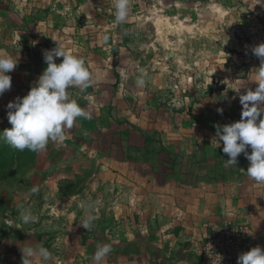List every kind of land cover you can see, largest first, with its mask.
<instances>
[{
	"label": "rangeland",
	"instance_id": "rangeland-1",
	"mask_svg": "<svg viewBox=\"0 0 264 264\" xmlns=\"http://www.w3.org/2000/svg\"><path fill=\"white\" fill-rule=\"evenodd\" d=\"M64 1L60 12H39L34 10L37 6L20 9L16 0H0V55L17 59L15 69L28 67L40 76L47 67L44 51L62 42L92 73L86 92L69 89L70 98L82 108L93 84L99 83L113 88L102 91L105 99L119 97L131 109L165 105L183 115L187 108L192 110L193 100L235 93L237 83H249L260 66L251 49L264 43V0H129V15L122 23L114 20L113 0H86L85 5V0ZM49 15L52 19L45 25ZM61 61L55 59L57 64ZM142 74L141 87L136 81ZM8 75L11 88L0 96V132L12 127L7 104L31 89L14 81L11 72ZM99 111L100 121L78 119L65 130L62 145L49 142L40 153L20 152L0 142V237L11 227L25 225L21 211L37 217L28 225H38L48 219L52 206H60L57 197L82 189L84 176H90L82 165L94 157H86L80 148L106 146V138H97L103 129L113 130V144H125L118 134L133 124L119 116L122 108L103 105ZM109 114L112 120H107ZM149 139L152 149L160 145L157 133ZM52 176L55 181L62 177L55 196L45 185ZM33 186L38 193L31 192Z\"/></svg>",
	"mask_w": 264,
	"mask_h": 264
},
{
	"label": "crops",
	"instance_id": "crops-1",
	"mask_svg": "<svg viewBox=\"0 0 264 264\" xmlns=\"http://www.w3.org/2000/svg\"><path fill=\"white\" fill-rule=\"evenodd\" d=\"M54 1L15 3L20 9L29 5L39 12L47 8L60 12L63 0ZM48 18L45 25L52 16ZM28 69L11 71L23 87L35 86L39 78ZM255 74L249 83H237L235 89L242 87L239 93L193 100L192 110L187 108L183 115L165 105L131 109L119 97H103L102 91L113 89L111 85L93 84L88 96L94 100L86 97L85 110L97 122L103 105L122 108L119 116L133 124L118 134L125 144H113L109 140L113 130L105 133L106 128L97 136L107 139L106 146L84 144L83 155L94 158L82 165L90 175L84 176L82 189L57 197L60 206H52L47 220L11 227L0 237V264H23L22 247L36 244L52 252L47 264H95L92 254L104 243L112 251L103 264H199L210 228L221 220L246 226L251 249L264 250V184L247 176L250 162L243 153L236 166L225 167L229 157L222 151L223 143L217 145L214 127L230 124L227 117L241 116L239 95L255 91ZM154 133L160 139L156 149L146 140ZM247 150L251 153L250 147ZM58 178L62 177L45 180L54 196ZM86 215L98 217L88 231L80 225Z\"/></svg>",
	"mask_w": 264,
	"mask_h": 264
},
{
	"label": "clouds",
	"instance_id": "clouds-1",
	"mask_svg": "<svg viewBox=\"0 0 264 264\" xmlns=\"http://www.w3.org/2000/svg\"><path fill=\"white\" fill-rule=\"evenodd\" d=\"M129 6V0H113L116 23L126 21ZM103 39L107 42L109 37L105 35ZM55 42V48L43 53L47 67L35 86L23 98L17 97L7 104V119L12 127L0 132V142L7 143L17 151L40 153L46 150L49 142L62 145L67 138L66 129H71L78 119H91V113L82 108L77 100L70 98L69 89L78 88L81 93L86 92L93 83L92 73L83 58L68 52L62 42ZM251 51L260 61L254 81L257 87L255 91L248 90L246 94L239 95L242 105L240 120L215 125V139L218 146L220 142L223 143L222 151L229 157L225 160V167L236 166L237 157L243 153L250 162L247 176L257 184H264V43L252 47ZM56 58H62V61L57 64ZM17 63V59L0 55V96L10 90L11 76L8 73L15 69ZM136 83L141 87L145 84L143 74ZM241 88L234 91L239 93ZM87 99L93 101L94 97L88 96ZM217 112L223 114V109L218 108ZM249 147L251 153L247 150ZM31 192L38 193L39 188L33 186ZM19 218L25 225L37 220L27 210L21 211ZM97 219L95 215H86L80 225L88 231ZM21 250L23 264H47L53 258L52 252L40 244L26 245ZM111 251L110 244H98L92 260L95 264H103ZM237 264H264V250L257 246L241 253Z\"/></svg>",
	"mask_w": 264,
	"mask_h": 264
},
{
	"label": "built area",
	"instance_id": "built-area-1",
	"mask_svg": "<svg viewBox=\"0 0 264 264\" xmlns=\"http://www.w3.org/2000/svg\"><path fill=\"white\" fill-rule=\"evenodd\" d=\"M241 118L227 117L233 123ZM249 230L246 226L229 220L213 224L206 237L199 264H237L241 253L251 250Z\"/></svg>",
	"mask_w": 264,
	"mask_h": 264
},
{
	"label": "trees",
	"instance_id": "trees-1",
	"mask_svg": "<svg viewBox=\"0 0 264 264\" xmlns=\"http://www.w3.org/2000/svg\"><path fill=\"white\" fill-rule=\"evenodd\" d=\"M146 140H147V141H149V137H148V138H146ZM146 143L148 144V142H146Z\"/></svg>",
	"mask_w": 264,
	"mask_h": 264
}]
</instances>
